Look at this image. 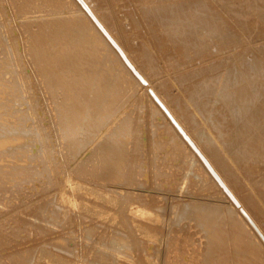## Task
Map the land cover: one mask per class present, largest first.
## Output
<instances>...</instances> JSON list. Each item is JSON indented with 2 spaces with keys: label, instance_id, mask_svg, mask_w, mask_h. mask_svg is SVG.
<instances>
[{
  "label": "rangeland",
  "instance_id": "374dc122",
  "mask_svg": "<svg viewBox=\"0 0 264 264\" xmlns=\"http://www.w3.org/2000/svg\"><path fill=\"white\" fill-rule=\"evenodd\" d=\"M2 1L0 264H247L244 235L238 225L232 227L228 211L238 207L237 219L247 217L252 232L255 220L264 218V0H144L146 9L143 0H91L139 66L134 69L146 78L140 75L141 82L106 43L76 46L71 53L64 40L42 43L38 35L44 37L48 29L38 27L39 40L31 42L26 36L35 27L31 18L57 13L50 9L48 16L40 8L23 16L9 0ZM44 48L54 52L45 55ZM224 166L233 171H222ZM136 207L141 212H133ZM237 242L240 248L231 245ZM249 243L260 260L253 262L264 264L262 247Z\"/></svg>",
  "mask_w": 264,
  "mask_h": 264
},
{
  "label": "bare ground",
  "instance_id": "6f19581e",
  "mask_svg": "<svg viewBox=\"0 0 264 264\" xmlns=\"http://www.w3.org/2000/svg\"><path fill=\"white\" fill-rule=\"evenodd\" d=\"M4 1V0H3ZM2 1V2H3ZM7 1V0H6ZM10 1V3L13 5L12 6V8L14 7L15 8V10H16V12L17 13H20V12H22V15H23V13H26V12H31V11H33V10H40V8L41 9H44V8H46L47 9V11L48 10H50V9H54L53 11H55V12H52V13H60V15L58 14V16H56V15H54V17L52 16L53 14H51V11H50V13H49V11L47 12V13H49V14H47V13H45L44 15H50L51 17H46V18H42V19H39L40 18V16L37 18V15H36V18H33L32 16L34 15H32L31 17V19H33V20H35V21H37L36 19H39L36 23H33V20H32V23L31 24H33L35 27L34 28H32V29H30L28 32H29V34H26V36H28L29 37V39H30V41L31 42H35L36 40H39L38 38L40 37V38H42V43H43V40H45V38H46V40H45V42L44 43H46V42H49V40H54L55 42L56 41H61V40H64L63 42H64V45L66 46V47H69V52H71L72 53V49L73 48H76V46H80V48L81 49H83V48H89V46H100V45H102L103 43H106V44H108V46L112 49V51L115 53V54H117L118 56H119V58L121 59V61H122V64H123V66H125L128 70H129V73L134 77V79H136V80H138V82H141V80H142V78H141V76L140 75H138L139 73L137 72L138 70H135L136 68L138 69V67H135V64H133L134 62H132L131 60H130V58L128 57V55L126 56V53L124 52L125 50L123 49L124 47L123 46H125V42L123 43L124 45L123 46H121L120 45V43H119V40L114 36V34L112 33L113 32V30L112 31H110L111 29H108V27L104 24V22H106L105 21V19L102 21V15H103V13H102V15H100L101 16V18L99 17V15H98V13H97V11H96V9L93 7V6H96V5H92V6H90V1L91 0H89L88 2H87V0H9ZM139 1V0H138ZM142 1V0H141ZM140 1V2H141ZM254 1V0H253ZM1 2V3H2ZM8 2V1H7ZM6 2V3H7ZM91 2H94V0H92ZM99 2V1H98ZM143 2H144V0L142 1V3H141V5H143ZM4 4H5V1L3 2ZM97 3V2H96ZM102 3V2H101ZM148 3V2H147ZM155 3V2H154ZM193 3V2H192ZM92 4V3H91ZM94 4V3H93ZM100 4V3H99ZM99 4H97V5H99ZM157 4H159V3H157ZM176 4V3H175ZM197 4V3H196ZM226 4V3H225ZM2 5V4H1ZM6 5V4H5ZM146 5V4H145ZM145 5H143L144 7H145ZM183 5V4H182ZM7 6H9V5H7ZM172 6V5H171ZM210 6V5H209ZM5 7V6H4ZM95 9H93V8ZM143 7V8H144ZM159 7V6H158ZM176 7H177V5H176ZM176 7H174V8H176ZM192 7V6H191ZM206 7V6H205ZM263 7V6H262ZM0 8H1V6H0ZM3 8V7H2ZM147 8V6L145 7V9ZM204 8V7H203ZM208 8V7H207ZM6 9V8H5ZM9 9H11V8H9ZM8 9V10H9ZM59 9H61V10H63V11H66V12H68L69 14H66V15H64V13L62 12V14H61V11L59 10ZM169 9H171V8H169ZM186 9V8H185ZM240 9V8H239ZM263 9V8H262ZM12 10V9H11ZM10 10V11H11ZM14 10V9H13ZM14 10V11H15ZM60 11V12H58V11ZM80 11L82 14H74V11ZM142 10V9H141ZM164 10H166V8L164 9ZM173 10V9H172ZM241 10V9H240ZM14 11H12L13 12V14L15 13ZM57 11V12H56ZM96 11V12H95ZM99 11V10H98ZM149 11H150V9H149ZM154 11V10H153ZM152 11V12H153ZM161 11V10H160ZM177 11H179V9L177 10ZM176 11V12H177ZM184 11V10H183ZM201 11V10H200ZM205 11V10H204ZM212 11V10H211ZM211 11H210V13H211ZM236 11V10H235ZM35 12V11H34ZM45 12V11H44ZM151 12V11H150ZM155 12V11H154ZM153 12V13H154ZM165 12V11H164ZM167 12V11H166ZM175 12V11H174ZM197 12V11H196ZM4 13V12H3ZM36 13V12H35ZM38 13H39V11H38ZM42 13H43V11H42ZM145 13V12H144ZM149 12H147L146 13V16H148L147 14H148ZM153 13H151V17H153ZM156 13V12H155ZM158 14H161V13H163L162 11L161 12H157ZM170 13H173V12H170ZM187 13V12H186ZM192 13V12H191ZM202 13V12H201ZM214 13H215V11H214ZM5 14V13H4ZM40 14H41V12H40ZM101 14V13H100ZM168 14V13H167ZM176 14V13H175ZM175 14H174V16H175ZM196 14V13H195ZM194 14V15H195ZM227 14V13H226ZM263 14V13H262ZM19 15V14H18ZM26 15V14H25ZM39 15V14H38ZM42 15V14H41ZM46 15V16H47ZM144 15V14H143ZM156 15V14H155ZM163 15V14H162ZM164 15H165V13H164ZM169 15V14H168ZM179 15V14H178ZM177 15V16H178ZM180 15H182V14H180ZM187 15V14H186ZM194 15H193V17H194ZM240 15V14H239ZM11 16V15H10ZM15 16V15H14ZM16 16H17V14H16ZM21 16V15H20ZM19 16V17H20ZM24 16V15H23ZM22 16V17H23ZM76 16H79V19L78 18H76ZM104 16V15H103ZM171 18H172V15H169ZM168 16V17H169ZM192 16V15H191ZM197 16H198V14H197ZM236 16V15H235ZM6 17V16H5ZM30 17V16H29ZM167 17V16H166ZM166 17H164L162 20H164ZM184 17V16H183ZM187 17V16H186ZM192 17V18H193ZM247 17V16H246ZM7 18V17H6ZM9 18H11V17H9ZM25 18H26V16H25ZM157 17H155L154 19H156ZM160 18V17H159ZM170 18V19H171ZM177 19H178V17H176ZM181 18V17H180ZM203 18V17H202ZM205 18V17H204ZM239 18V17H238ZM0 19H1V17H0ZM17 19V18H16ZM19 19V18H18ZM148 18H145L144 20L146 21ZM150 19V18H149ZM154 19H152V20H154ZM191 19V18H190ZM189 19V20H190ZM206 19H207V17H206ZM242 19V18H241ZM21 20H27V21H24V22H29L28 21V18L27 19H21ZM21 20H20V22H21ZM151 20V21H152ZM156 20H158V19H156ZM155 20V21H156ZM159 20H161V18L159 19ZM188 20V19H187ZM187 20H185V21H187ZM196 20H198V19H196ZM209 20V19H208ZM14 21H15V18H14ZM31 21V20H30ZM150 21V22H151ZM179 21H181V20H179ZM184 21V22H185ZM191 21V20H190ZM189 21V22H190ZM193 21V20H192ZM202 21V20H201ZM0 22H1V20H0ZM24 22H22V23H24ZM108 22V21H107ZM146 22H149L148 20L146 21ZM157 22V21H156ZM155 22V23H156ZM168 22V21H167ZM170 22V21H169ZM175 22V21H174ZM30 23V22H29ZM28 23V24H29ZM173 23V22H172ZM182 23V22H181ZM186 23V22H185ZM191 23V22H190ZM193 23V22H192ZM204 23H206L205 21H204ZM18 24V23H17ZM168 24V23H167ZM177 24H179V22L177 23ZM187 24H188V21H187ZM186 24V25H187ZM222 24V23H221ZM6 25V24H5ZM10 25H11V23H10ZM25 25V24H24ZM110 26H111V24H109ZM134 25V24H133ZM160 25V24H159ZM171 25V24H170ZM169 25V26H170ZM185 25V24H184ZM185 25V26H186ZM195 25V24H194ZM3 26V25H2ZM2 26H0V27H2ZM12 26V25H11ZM15 26V25H14ZM21 26V25H20ZM29 26V25H28ZM136 26V25H135ZM173 26V25H172ZM171 26V28H174V27H172ZM192 26V25H191ZM216 26V25H215ZM246 26V25H245ZM7 27V26H6ZM5 27V28H6ZM27 27V26H26ZM30 28H31V26H29ZM33 27V26H32ZM36 27H38L39 29H41V28H47L48 29V33L44 36V37H42L41 35H38V38H37V36H36V34H35V28ZM112 27V26H111ZM199 27V26H198ZM227 27V26H226ZM28 28V27H27ZM168 28V27H167ZM170 28V29H171ZM178 28H180V26L178 27ZM186 28V27H185ZM192 28V27H191ZM190 28V29H191ZM242 28V27H241ZM7 29V28H6ZM194 29H195V26H194ZM198 29H200V28H198ZM202 29V28H201ZM208 29V28H207ZM5 30V29H4ZM3 30V31H4ZM27 30V29H26ZM179 30V29H178ZM187 30H188V27H187ZM239 30V29H238ZM153 31V30H152ZM175 31V30H174ZM190 31H192V30H190ZM201 31V30H200ZM212 31V30H211ZM231 31V30H230ZM229 31V32H230ZM245 31V30H244ZM247 31V30H246ZM27 32V31H26ZM27 32V33H28ZM166 32H168V31H166ZM165 32V33H166ZM181 32V31H180ZM193 32V31H192ZM209 32V31H208ZM224 32V31H223ZM5 33V32H4ZM157 33V32H156ZM172 33V32H171ZM177 33V32H176ZM182 33V32H181ZM225 33V32H224ZM227 33V32H226ZM175 34V33H174ZM206 33L204 32V35H205ZM209 34V33H208ZM214 34V33H213ZM178 35L180 36V34L178 33ZM210 35H211V33H210ZM220 35V34H219ZM223 35V34H222ZM221 35V36H222ZM227 35V34H226ZM246 35V34H245ZM2 36H3V34H2V31L0 32V39L2 38ZM169 36H170V33H169ZM188 36V35H187ZM197 36H199V35H197ZM209 36V35H208ZM207 36V37H208ZM233 36V35H232ZM251 36V35H250ZM217 37V36H216ZM219 37V36H218ZM176 38V37H175ZM185 38V37H184ZM205 38V37H204ZM221 38V37H220ZM233 38V37H232ZM180 39V38H179ZM182 39V38H181ZM192 39V38H191ZM206 39V38H205ZM215 39H217V38H215ZM260 39V38H259ZM200 40H201V38H200ZM261 40V39H260ZM147 41V40H146ZM179 41V40H178ZM183 43H184V41L183 40H181ZM188 41V40H187ZM228 41V40H227ZM229 41H230V39H229ZM253 41V40H252ZM175 42H176V40H175ZM181 42V43H182ZM185 43H187V42H185ZM188 43H190V40H189V42ZM198 43V42H197ZM212 43V42H211ZM41 44V43H40ZM40 44H39V46H40ZM178 44V43H177ZM205 44V43H204ZM254 44V43H253ZM258 44V43H257ZM184 45V44H183ZM199 45V44H198ZM201 45V44H200ZM209 45V44H208ZM144 46V45H143ZM178 46H179V44H178ZM253 46V45H252ZM123 47V48H122ZM126 47V46H125ZM145 47V46H144ZM202 47V46H201ZM264 47V46H263ZM252 48V47H251ZM255 48H257V47H254V49ZM78 49V48H77ZM77 49H74L75 50V52H76V50ZM81 49H79V51H81ZM145 49V48H144ZM196 49V48H195ZM246 49V48H245ZM264 49V48H263ZM202 50V49H201ZM260 50V49H259ZM39 51V50H38ZM41 51L45 54V55H51L54 51L52 50V49H46V48H44V49H41ZM131 52H132V50H130ZM143 51V50H142ZM190 51V50H189ZM40 52V51H39ZM39 52H38V54H39ZM41 52V53H42ZM149 52V51H148ZM147 52V53H148ZM42 53V54H43ZM77 53H79L78 51H77ZM145 52H143V54H144ZM246 53V52H245ZM146 54V53H145ZM237 54V53H236ZM264 54V53H263ZM75 55V54H74ZM133 55V54H132ZM244 55V54H243ZM42 56H44V55H41V57ZM238 56V55H237ZM143 57V56H142ZM145 57H148V55L147 56H145ZM145 57H143V58H141V59H144ZM152 57V56H151ZM150 57V58H151ZM195 57V56H194ZM245 57V56H244ZM101 58V56H97V59L99 60ZM146 59V58H145ZM152 59V58H151ZM236 59H237V57H236ZM239 59V58H238ZM247 59V58H246ZM251 59V58H250ZM248 60H249V58H248ZM255 60V59H254ZM143 61V60H142ZM145 61V60H144ZM148 61V60H147ZM147 61H146V63H147ZM197 61V60H196ZM234 62V61H233ZM237 62H239V60H237ZM243 62V61H242ZM248 62V61H247ZM131 63V64H130ZM144 63V62H143ZM145 63V64H146ZM148 63H149V61H148ZM253 63H255L256 64V61L254 62L253 61ZM137 64V63H136ZM150 64V63H149ZM192 64V63H191ZM238 64V63H237ZM241 64V63H240ZM252 64V63H251ZM251 64H249L250 65V67L252 66ZM254 64V65H255ZM260 64V63H259ZM258 64V65H259ZM99 65V62L96 64V66H98ZM133 65V66H132ZM138 65V64H137ZM136 65V66H137ZM239 65V64H238ZM261 65V64H260ZM147 67H148V65H146ZM183 66V65H182ZM212 66V65H211ZM242 66V65H241ZM150 67V66H149ZM156 67V66H155ZM184 67V66H183ZM204 67V66H203ZM234 67V66H233ZM254 67V66H253ZM256 67V66H255ZM135 68V69H134ZM192 68V67H191ZM197 68V67H196ZM217 68V67H216ZM235 68V67H234ZM236 68H238L237 66H236ZM249 68V67H248ZM252 68V67H251ZM179 69V68H178ZM177 69V70H178ZM257 69H259V67L257 68ZM261 69V68H260ZM149 70H152L151 68L149 69ZM154 70H155V68H154ZM159 70V69H158ZM191 70V69H190ZM189 70V71H190ZM193 70V69H192ZM213 70V69H212ZM236 70V69H235ZM153 71V70H152ZM151 71V72H152ZM182 71V70H181ZM233 71H234V69H233ZM258 71V70H257ZM261 71H262V73H263V71L264 70H262L261 69ZM155 72V71H154ZM180 72V71H179ZM201 72V71H200ZM239 72H241V71H239ZM259 72V71H258ZM149 73V72H148ZM192 73L193 72H191V74L189 75V76H191L192 75ZM203 73V72H202ZM235 73V72H234ZM152 74V73H151ZM177 74V73H176ZM236 74H238V71H237V73ZM241 74H242V72H241ZM155 75V74H154ZM154 75H151V77L152 76H154ZM175 75V74H174ZM187 74H185L184 76H186ZM193 75H194V73H193ZM196 75V74H195ZM243 75H244V73H243ZM261 75V74H260ZM176 76V75H175ZM181 76H183V74L181 75ZM180 76V74L178 75V77H181ZM203 76H204V74H203ZM232 76V75H231ZM238 76V75H237ZM143 77V76H142ZM193 77V76H192ZM201 77V76H200ZM200 77H199V79H200ZM229 77V76H228ZM235 77V76H234ZM144 78V77H143ZM181 78H184V77H181ZM186 78V77H185ZM194 78H195V76H194ZM190 79V81L192 80H195V79ZM203 78H206V77H203ZM209 78V77H208ZM211 78V77H210ZM232 78V77H231ZM243 78V77H242ZM263 78V77H262ZM144 79H146V78H144ZM188 79V78H187ZM189 79H188V81H189ZM197 79V78H196ZM212 79V78H211ZM235 79V78H234ZM183 79H180V81H182ZM240 80V79H239ZM242 80V79H241ZM150 81V80H149ZM189 81V82H190ZM201 81V80H200ZM210 81V80H209ZM214 81V80H213ZM230 81V80H229ZM235 81V80H234ZM145 82V81H144ZM147 82V81H146ZM183 82V81H182ZM184 82H185V80H184ZM194 82V81H193ZM197 82H198V80H197ZM197 82H195L196 84H197ZM211 82V81H210ZM238 82V81H237ZM150 83V85H152L151 83H152V81H150L149 82ZM187 83V82H186ZM195 83H192V82H190V84H195ZM239 83V82H238ZM146 85H148L147 83H145ZM179 84V83H178ZM188 84V83H187ZM190 84H189V86H190ZM145 85V88L147 87ZM149 85V86H150ZM198 85H199V83H198ZM252 85V84H251ZM194 86V85H193ZM195 86H197V85H195ZM205 86V85H204ZM214 86V85H213ZM239 86V85H238ZM262 86V85H261ZM153 87V86H152ZM192 87V86H191ZM264 87V86H263ZM141 88H142V86H141ZM148 88V87H147ZM193 89H194V87H192ZM196 88V87H195ZM211 88H214V87H211ZM240 88V87H239ZM149 89H151L150 87H149ZM210 89V88H209ZM216 89V88H215ZM254 89V88H253ZM154 90H155V88H154ZM153 89H151V91H154ZM192 90V89H191ZM191 90H189V91H191ZM195 90V89H194ZM241 90H242V88H241ZM140 91V90H139ZM145 91H147V93H149V90L147 89H145ZM196 92H195V94L197 93V92H199L197 89L195 90ZM205 91V90H204ZM203 91V92H204ZM211 91V90H210ZM215 91V90H214ZM213 91V92H214ZM217 91H218V88H217ZM255 91V90H254ZM259 91V90H258ZM193 92V91H192ZM216 92V91H215ZM252 92H253V90H252ZM116 93H118V90L116 91ZM152 93H154V92H152ZM201 93H202V91H201ZM241 93V92H240ZM256 93V92H255ZM264 93V92H263ZM150 94V93H149ZM191 94V93H190ZM187 95H189V94H187ZM194 95V94H193ZM206 95V94H205ZM212 96H213V94H211ZM260 95V94H259ZM226 96V95H225ZM228 96V95H227ZM257 96V95H256ZM98 97L100 98V99H103V97L102 96H99L98 95ZM153 97V96H152ZM190 97V96H189ZM193 97V96H192ZM192 97H190V98H192ZM203 97V96H202ZM201 97V98H202ZM216 97V95L214 96V98ZM230 97V99L229 100H231V96H229ZM229 97H227V98H229ZM234 97V96H233ZM253 97V96H252ZM154 98V97H153ZM157 98V97H156ZM198 98V97H197ZM226 98V99H227ZM194 99H195V97H194ZM213 99V98H212ZM234 99V98H233ZM247 99V98H246ZM249 99L250 98H248V101H247V103L249 102ZM203 100V99H202ZM228 99L226 100V104L228 103V101H229ZM237 100V99H236ZM251 100V99H250ZM107 101V99H103L102 100V103L104 102H106ZM156 101V100H155ZM197 101V100H196ZM208 101V100H207ZM233 101V100H232ZM231 101V102H232ZM235 101V100H234ZM233 101V102H234ZM230 102V101H229ZM109 103V102H108ZM199 103H200V101H199ZM207 103V102H206ZM213 103V102H212ZM252 103H253V101H252ZM251 103V105H253ZM259 103V102H258ZM262 103V102H261ZM110 104V103H109ZM193 104H195V103H193ZM197 104V103H196ZM204 104V103H203ZM249 104H250V102H249ZM205 105H207V104H205ZM228 106H230L231 107V103H230V105L229 104H227ZM232 105H235V104H232ZM237 106L236 107H239V105L238 104H236ZM255 105V104H254ZM253 105V106H254ZM104 106V105H103ZM102 106V107H103ZM117 106V105H116ZM164 106V105H163ZM264 106V105H263ZM101 107V108H102ZM110 107H111V105H110ZM161 107V106H160ZM199 107V106H198ZM203 107H204V105H203ZM235 107V106H234ZM255 107V106H254ZM106 108V107H105ZM112 108V107H111ZM118 108V107H117ZM200 108H202V107H200ZM250 108V107H249ZM260 108V107H259ZM232 109V108H231ZM238 109V108H237ZM258 109V108H257ZM108 110H110V109H108ZM112 110V109H111ZM198 110V109H197ZM206 110V109H205ZM205 110L203 111L204 112V115H206L205 114ZM250 110H251V108H250ZM248 111V110H247ZM201 112V111H200ZM235 112V111H234ZM238 112V111H237ZM236 112V113H237ZM240 112H242V111H240ZM257 112V111H256ZM210 113V112H209ZM212 114V113H211ZM242 114V113H241ZM118 115V114H117ZM233 115V114H232ZM240 115V114H239ZM245 115H247V114H245ZM244 115V116H245ZM249 115V114H248ZM234 117L235 116H237V115H233ZM241 116V115H240ZM243 116V117H244ZM256 116V115H255ZM111 118L113 117V116H110ZM203 117V116H202ZM237 118V117H236ZM244 119V118H243ZM246 119V118H245ZM234 120H235V118H234ZM214 121V120H213ZM250 121V120H249ZM202 122H203V120H202ZM221 122V121H220ZM204 123V122H203ZM248 123V122H247ZM112 124V123H111ZM217 124V123H216ZM261 124V123H260ZM116 125V124H115ZM214 125V124H213ZM242 125V124H241ZM248 125V124H247ZM246 125V126H247ZM259 125V124H258ZM262 125V124H261ZM237 126V125H236ZM240 126V124L238 125V127ZM243 126V125H242ZM241 126V127H242ZM260 126V125H259ZM258 126V127H259ZM264 126V125H263ZM116 127V126H115ZM208 127V126H207ZM212 127H214V126H212ZM217 127V126H216ZM224 127V126H223ZM222 127V128H223ZM261 127V126H260ZM109 128V127H108ZM209 128V127H208ZM215 128V127H214ZM243 128V127H242ZM247 128V127H246ZM206 129V128H205ZM247 129H249V128H247ZM260 129V128H259ZM106 130V129H105ZM204 130V129H203ZM217 130H218V128H217ZM238 130V129H237ZM241 130V129H240ZM239 130V131H240ZM263 130V129H262ZM108 131H112V130H108ZM200 131V130H199ZM215 131V130H214ZM256 131V130H255ZM103 132V131H102ZM203 132V131H202ZM221 132V131H220ZM231 132H232V130H231ZM234 132V131H233ZM241 132V131H240ZM244 132V131H243ZM243 132H241V133H243ZM102 134V133H101ZM232 134V133H231ZM234 134V133H233ZM236 134H237V132H236ZM240 134V133H239ZM244 134H245V132H244ZM255 134V133H254ZM259 134V133H258ZM263 134H264V132H263ZM242 135V134H241ZM209 136V135H208ZM230 136V135H229ZM228 136V140H229V138H234V136H231V137H229ZM243 136V135H242ZM254 136V135H253ZM240 137V136H239ZM199 138V137H198ZM237 138V137H236ZM248 138H250L251 139V137H248ZM258 138V137H257ZM199 140V139H198ZM241 140V139H240ZM240 140L238 141V142H240ZM254 140V139H253ZM252 140V141H253ZM264 140V139H263ZM235 141V140H234ZM233 141V142H234ZM192 142H194V141H192ZM204 142H205V140H204ZM233 142H230V143H232L233 144ZM244 142V141H243ZM261 142H262V140H261ZM260 142V143H261ZM203 143V142H202ZM202 143H200L201 145H202ZM209 143H212V142H209ZM224 143H227L226 141L224 142ZM246 143V142H245ZM219 144H220V142H219ZM235 144H237L236 142H235ZM241 144V143H240ZM258 144V143H257ZM99 145V144H98ZM195 145H196V143H195ZM210 144H208L207 146H209ZM227 145V144H226ZM229 145V144H228ZM244 146V144H241L240 146ZM250 145H251V143H250ZM190 146V145H189ZM204 146H206L205 145V143H204ZM213 146V145H212ZM217 146H218V144H217ZM238 146V148H239V145H237ZM246 146V145H245ZM264 146V145H263ZM197 147H198V145H197ZM221 147V146H220ZM224 147H226V146H224ZM233 147V146H232ZM236 147V146H235ZM258 147V146H257ZM195 148V147H194ZM202 148V147H201ZM205 148V147H204ZM209 148H212L213 149V147H209ZM216 148V147H215ZM230 148H231V144H230ZM248 148V147H247ZM250 148L251 147H249L248 149L250 150ZM259 148V147H258ZM197 149V148H196ZM208 149V148H207ZM218 149V148H217ZM220 149V148H219ZM225 149H227V147L225 148ZM236 149V148H235ZM241 149H242V147L240 148V151H241ZM248 149H246L247 151H248ZM259 149H261V147L259 148ZM198 150V149H197ZM204 150V149H203ZM230 150H232L233 151V148L232 149H230ZM243 150V149H242ZM253 150H254V148H253ZM199 151V150H198ZM209 151H211V150H209ZM215 152H216V150H214ZM223 151V150H222ZM225 151H227V150H225ZM236 151V150H235ZM237 151H238V149H237ZM240 151H238L239 152V154L241 153ZM258 151H260V150H258ZM257 151V152H258ZM205 152H206V150H205ZM212 152V151H211ZM243 152H244V150H243ZM251 152V151H250ZM261 152V151H260ZM262 152H264V150L262 151ZM213 153V152H212ZM225 153V152H224ZM224 153H222L223 155H224ZM232 153V152H231ZM237 153V152H236ZM235 153V154H236ZM217 154H218V152H217ZM216 154V155H217ZM226 154V153H225ZM238 154V155H239ZM248 154V153H247ZM252 154H254V153H252ZM256 154V153H255ZM212 155V154H211ZM213 155H215V153L213 154ZM219 155H220V152H219ZM229 155V154H228ZM261 155H263V154H261ZM236 156H237V154H236ZM241 156V155H240ZM251 156V155H250ZM205 158H207V156H204ZM215 157V156H214ZM218 157V156H217ZM224 157H226V160H227V156H223L222 158H224ZM234 157V156H233ZM246 157V156H245ZM252 157H254V156H252ZM263 157H264V155H263ZM222 158H220V159H222ZM247 158H250L249 156L247 157ZM247 158L245 159V160H247ZM209 159H210V162H212L211 161V158L209 157ZM209 159H207L206 161H209ZM218 159V158H217ZM229 159V158H228ZM242 159H244V157L242 158ZM262 159V158H261ZM202 160V159H201ZM232 160V159H231ZM235 159H233L232 161H234ZM236 160H237V158H236ZM238 160H239V158H238ZM237 160V161H238ZM259 160V159H258ZM257 160V161H258ZM264 160V159H263ZM262 160V161H263ZM222 161V160H221ZM202 162H203V160H202ZM223 162H224V159H223ZM239 162V161H238ZM245 162V161H244ZM252 162H253V160H252ZM204 163V162H203ZM230 163V162H229ZM234 163V162H233ZM247 163V162H246ZM260 163H261V161H260ZM213 164V163H212ZM212 164H210V165H212ZM216 165H217V163H215ZM219 164V163H218ZM237 164V163H236ZM241 164H243V163H241ZM263 164V163H262ZM204 165V167H205V164H203ZM221 165H223V164H221ZM226 165H227V163H226ZM225 165V166H226ZM255 165H257V164H255ZM254 165V166H255ZM214 166V165H213ZM212 166V167H213ZM223 167V169H222V171L223 170H228V169H230L231 171H233L232 170V167L230 168V166L227 168V167ZM247 166V165H246ZM264 166V165H263ZM211 167V168H212ZM217 167V166H216ZM219 167V166H218ZM237 167V166H236ZM206 168V167H205ZM209 168V167H208ZM207 168V169H208ZM220 168H222V167H220ZM226 168V169H225ZM239 168V167H238ZM243 168V167H242ZM245 168V167H244ZM247 169V168H246ZM213 170V169H212ZM214 170H215V168H214ZM217 171H220V169H216ZM236 171V170H235ZM238 171V170H237ZM249 171V170H248ZM263 171V170H262ZM262 171H260L259 170V173L261 174L262 173ZM243 172V171H242ZM242 172H241V174H242ZM247 172V171H246ZM213 173V172H212ZM220 173H221V171H220ZM227 173V172H226ZM233 173V172H232ZM238 173V172H237ZM244 173V172H243ZM249 173V172H248ZM247 173V174H248ZM210 174V173H209ZM215 174H216V172H215ZM222 174V173H221ZM235 175H236V172L234 173ZM187 175V174H186ZM220 174L218 173V176H219ZM223 175V174H222ZM225 175V174H224ZM223 175V176H224ZM227 175H228V173H227ZM229 175L231 176V174L229 173ZM233 175V174H232ZM210 176H211V174H210ZM229 176V177H230ZM234 176V175H233ZM241 176V175H240ZM260 176V175H259ZM185 177V176H184ZM212 177V176H211ZM215 176H213V179H214V181L216 180L215 178H214ZM235 177V176H234ZM239 177V176H238ZM237 177V178H238ZM242 178L244 177V176H241ZM248 177H249V175H248ZM250 177H251V174H250ZM227 178H228V176H227ZM240 178V177H239ZM258 178V177H257ZM257 178H255V182L257 181ZM220 179H221V177H220ZM229 179V178H228ZM235 179H236V177H235ZM246 179H247V177H246ZM254 179V178H253ZM251 180V182L253 181L254 182V180ZM260 179V178H259ZM258 179V180H259ZM263 178H261V180H262ZM232 180V179H231ZM242 180V179H241ZM240 180V181H241ZM249 180H250V178H249ZM222 181V183H223V180H221ZM224 181H228L227 179L226 180H224ZM233 181H234V179H233ZM232 181V182H233ZM236 181V180H235ZM239 181V180H238ZM237 181V182H238ZM215 182H217V181H215ZM229 182V181H228ZM243 182V181H242ZM248 182V181H247ZM261 183H262V181H260ZM236 183V182H235ZM239 183V182H238ZM238 183H236V185L238 184ZM244 183V182H243ZM258 183V182H257ZM227 183H225V185H226ZM229 185H231L230 183H228ZM245 184H246V182H245ZM251 184V183H250ZM234 185V184H233ZM241 185H243V184H241ZM180 186V185H179ZM235 186V185H234ZM238 186H240V185H238ZM258 186V185H257ZM226 187L227 188H229L227 185H226ZM241 187V186H240ZM244 187V186H243ZM253 187H254V185H253ZM246 187H244V189H245ZM247 188H250V186L249 187H247ZM256 188V187H255ZM239 189H241V188H239ZM244 189H242V190H244ZM250 189H252V188H250ZM249 189V190H250ZM229 190H231V189H229ZM255 190V189H254ZM260 190V189H259ZM224 191V190H223ZM232 191V190H231ZM233 191H236V190H233ZM239 191V190H238ZM237 192V191H236ZM251 192H252V190H251ZM260 192H261V190H260ZM235 193V192H234ZM234 193H232L231 192V194H233L234 195ZM241 193V192H240ZM240 193H238V196H239V194ZM245 193V192H244ZM258 193V192H257ZM224 194H225V191H224ZM250 194V193H249ZM259 194V193H258ZM237 195V194H236ZM224 196H226V195H224ZM253 196V195H252ZM260 196V195H259ZM258 196V197H259ZM228 197V196H227ZM240 197H241V195H240ZM248 197V196H247ZM262 197V196H261ZM242 198V197H241ZM263 198H264V196H263ZM225 199H227V198H225ZM250 199H252V198H250ZM253 199H255V198H253ZM262 199V198H261ZM230 200V199H229ZM236 200H238L237 198H236ZM235 200V201H236ZM245 200V199H244ZM256 200V199H255ZM238 201H240V200H238ZM238 201H237V203H238ZM242 201V200H241ZM172 202V201H171ZM227 202H228V200H227ZM230 202H231V200H230ZM245 202H248V201H245ZM250 202H251V200H250ZM254 202V201H253ZM263 202V201H262ZM233 203V202H232ZM231 203V204H232ZM236 203V202H235ZM258 203H261V201L260 202H258ZM230 204V203H229ZM240 205H241V203H239ZM255 204H256V202H255ZM263 204H264V202H263ZM185 205V204H184ZM252 205V204H251ZM260 205V204H259ZM262 205V204H261ZM183 206V205H182ZM186 206V205H185ZM202 206V205H201ZM228 206H230V205H228ZM232 206V205H231ZM242 206V205H241ZM240 206V207H241ZM250 206V205H249ZM244 207H245V205H244ZM253 207V206H252ZM254 207H258V206H255L254 205ZM261 208H264L263 206H260ZM183 208V207H182ZM230 208V207H229ZM228 208V209H229ZM235 208V207H234ZM241 208H243V207H241ZM247 208V207H246ZM245 208V209H246ZM177 209V208H176ZM179 209V208H178ZM187 209V208H186ZM231 210L230 211H228V213L230 214V216L231 217H229V215L227 216V217H229V219L228 218H226V219H228V221H233L234 222V225H232V227H236V225H238V226H240V227H236L237 229L238 228H240V229H238V230H241V231H239V233L240 232H242V234L244 235V237H243V240H244V242H243V240H242V242L245 244H243L242 242H240V243H242V246L244 245L245 246V251H244V255L243 256H245V255H247L248 257H249V261L247 262V264H255L254 262H253V260H255V261H260V260H258V259H256L254 256H253V252H252V248H251V246H250V243H249V241H253L256 245H257V247H262V256L264 255V222H263V219L262 220H260L259 218H257V220H255L256 221V224H257V227H255L253 224H252V226H254V230H253V232L252 231H250L251 229L250 228H252L251 227V225H250V222H249V220H248V218L247 217H245V216H243V214L241 215V217H239L240 219H237V216H239V215H237V214H239V213H237V209H238V207H237V209L236 210H232L233 208L231 207L230 208ZM244 209V208H243ZM259 209V208H258ZM133 210V209H132ZM135 210V211H134ZM134 210H133V212H141V210H140V208H138V207H136V208H134ZM184 210H185V208H184ZM183 209H182V211H184ZM188 210V209H187ZM263 211H264V209H262ZM261 210V211H262ZM227 211V210H226ZM245 211V210H244ZM253 211H255V210H253ZM260 211V210H259ZM187 212V211H186ZM188 212H190V211H188ZM225 213H227V212H225ZM250 213V211L248 210V214ZM256 213V212H255ZM180 214H182V213H180ZM184 214H185V212H184ZM188 214V213H187ZM247 214V213H246ZM254 215V214H253ZM257 215V214H256ZM203 216V215H202ZM236 216V217H235ZM250 215H248V217H249ZM258 216H259V213H258ZM261 216V215H260ZM264 216V215H263ZM251 217H252V215H251ZM230 218H232L233 220H231ZM261 218V217H260ZM259 219V220H258ZM203 220H204V218H203ZM251 220L253 221V219L251 218ZM226 222V220L224 221V223ZM232 222V223H233ZM198 223V222H197ZM230 222H228V224H229ZM231 223V224H232ZM254 223V222H253ZM200 225L201 224H203V223H199ZM236 224V225H235ZM255 224V223H254ZM225 225H227V224H225ZM230 225V224H229ZM228 226V225H227ZM242 226V227H241ZM246 226V227H245ZM248 226V227H247ZM231 227V226H230ZM231 227V228H232ZM243 227H245V228H243ZM227 228V227H226ZM230 228V229H231ZM235 228V231L237 230ZM253 229V228H252ZM224 230V229H223ZM227 231H228V229H226ZM231 230H233V228L231 229ZM230 230V231H231ZM237 230V231H238ZM236 231V232H237ZM233 232H234V230H233ZM236 232H235V234H236ZM226 233V232H225ZM229 233V232H228ZM232 233V232H231ZM238 233V232H237ZM238 233V234H239ZM230 234V233H229ZM241 234V233H240ZM232 236H233V233H232ZM236 236V235H235ZM239 237L237 238V239H239V238H241L240 237V235H238ZM237 237V236H236ZM234 238V237H233ZM236 239V240H237ZM242 239V238H241ZM240 239V240H241ZM232 240V239H231ZM234 241H236L235 239H233ZM239 240V241H240ZM229 242V241H228ZM227 242V243H228ZM233 242V241H232ZM231 241H230V243H232ZM211 243V242H210ZM230 243H228V244H230ZM227 245V244H226ZM231 245H233V246H239V243L237 242V244H231ZM228 247V246H227ZM230 247V246H229ZM228 247V248H229ZM232 247V246H231ZM241 247V245L239 246V248ZM234 249V248H233ZM224 251V250H223ZM241 251H242V249H241ZM221 252V251H220ZM238 253V252H237ZM195 258V257H194ZM192 259H193V257H192ZM191 259V260H192ZM191 260H190V262H191ZM193 261H194V259H193ZM192 261V262H193ZM196 263V262H195Z\"/></svg>",
  "mask_w": 264,
  "mask_h": 264
}]
</instances>
